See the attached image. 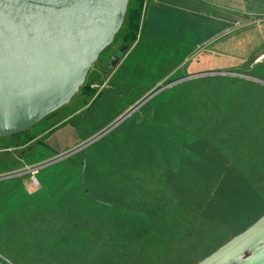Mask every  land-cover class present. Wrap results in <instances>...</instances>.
Listing matches in <instances>:
<instances>
[{"label": "crops", "instance_id": "1", "mask_svg": "<svg viewBox=\"0 0 264 264\" xmlns=\"http://www.w3.org/2000/svg\"><path fill=\"white\" fill-rule=\"evenodd\" d=\"M142 1L138 44L104 89L78 93L24 145L0 136V175L17 173L0 179V264H171L201 251L197 264L264 215V0ZM86 112L85 138L68 123ZM98 133L66 156L74 168L21 172L42 135L59 155Z\"/></svg>", "mask_w": 264, "mask_h": 264}, {"label": "water", "instance_id": "2", "mask_svg": "<svg viewBox=\"0 0 264 264\" xmlns=\"http://www.w3.org/2000/svg\"><path fill=\"white\" fill-rule=\"evenodd\" d=\"M127 1L0 0V136L30 127L70 100L88 66L112 42ZM124 48L112 55L109 66ZM100 133L37 167L66 157ZM197 264H264V215Z\"/></svg>", "mask_w": 264, "mask_h": 264}, {"label": "rangeland", "instance_id": "3", "mask_svg": "<svg viewBox=\"0 0 264 264\" xmlns=\"http://www.w3.org/2000/svg\"><path fill=\"white\" fill-rule=\"evenodd\" d=\"M119 46H121L119 44V41H117V40L113 41L109 45L107 50L105 49V51L101 52L99 54V57L97 58V60L88 66L87 71L85 73V76L88 75V73H91L92 71L98 70L100 73V76H99L100 80H104L103 82H105V80H107V77L109 76L108 75L109 71L112 68H114L113 66L115 65L114 64V65L110 66L109 68H106L105 67V64L107 61L106 59L109 55L116 53L118 51ZM124 49L126 50V48H124ZM125 50H123V51H125ZM120 59H122V57H120L119 60ZM73 98H74V96L71 98L72 102H74ZM110 106H112V105H110ZM117 107L123 108L122 110L127 108V106L125 104L121 105V106H117ZM90 113L91 112H86L84 114V120L73 115L70 119V122L68 123V125H71L74 128H76V127L79 128L80 132H83V134H84L83 136L85 138L88 135L87 132L90 131L92 128L91 125L86 120V118L90 117ZM98 113H100V115L98 116V120L101 121L100 124L106 125L113 120V119H111L110 116H108V114H109L108 111L102 110V111H98ZM132 117L133 116H130V117L128 116L127 120L129 121ZM51 122H52L51 118L39 120L36 123H34L33 125H31L30 127H28V129L26 131L28 132V134L29 133H33V134L39 133V132L45 130L46 126H48ZM82 125H83V129H82ZM58 131L59 130H57L54 135H56L58 133ZM52 133H54V132H51V134ZM42 136L43 137L41 138V140L39 142L32 145V150H28V152L25 153L24 157L22 158V163L36 164V163L45 161L46 159H49V158H52V157L58 155V154H54L55 151H53L54 150L53 146H49V145L45 146V141L47 139L46 138L47 135L44 134ZM6 141H10V139H7ZM89 145H91V143ZM6 155L9 156V155H11V153H4V158H7V157H5ZM5 161L8 163V161L6 159H5ZM71 166H72V164L68 160H58V161L50 163L49 165H46L43 168L39 169L37 171L38 173H37L36 177H37V179H40L42 177H48L51 174H58L60 170H67ZM179 251H180V249H179ZM202 254L203 253L201 251H195V253L188 254V257H186V259L185 258L184 259H178V260L172 262L171 264H187L188 261H190L192 259L201 258L203 256ZM178 255H181V254H178Z\"/></svg>", "mask_w": 264, "mask_h": 264}, {"label": "trees", "instance_id": "4", "mask_svg": "<svg viewBox=\"0 0 264 264\" xmlns=\"http://www.w3.org/2000/svg\"><path fill=\"white\" fill-rule=\"evenodd\" d=\"M142 3H143L142 0H128L127 1V5H126V9H125V12H124V15H123L122 23H121L118 31L115 33V35L113 37V40H112V42L115 41V40L119 41V44L120 45L126 46V48H127L126 50H128L129 47L131 45H133V47L131 48L130 52L137 46L138 41H139V38H140L139 18H140V13H141V10H142ZM109 45L106 46L101 52L105 51V49L107 50V48L109 47ZM99 54H98V57H99ZM102 81L103 80H100L99 76H95V74H92V72L91 73H88V75L85 76L82 85L78 87V89L76 91V94L73 95L74 96V98H73L74 102H75V96L78 93L79 94H81V93L84 94L83 96L85 97V102L91 96V94L93 95L94 93H96V95H97V93L100 92L102 89H104V87H102L100 90H97V88L91 87L90 85L91 84H98V85H100V84L103 83ZM167 82H169V81H167ZM71 98H70V101L69 102H72L71 101L72 100ZM74 102H72V103H74ZM64 107H65L64 105L61 106V107H59L58 109L54 110L53 112L45 115L40 120L50 119V118L54 117L61 109H64ZM59 121L60 120L58 119L57 121H55V123L56 122L58 123ZM26 130L27 129L9 135V136L14 135L15 138H14L13 141L5 144V146H9V147L19 146V145H24V144L28 143L29 141H31L35 137V134H33V133H29L28 134V132ZM18 136H20V137H18ZM63 160H68V161L71 162L72 166L69 169L74 168L75 165H76V160H75V157L74 156H72V157L71 156H68V157L64 158ZM82 194H83L84 197H88V195H86V193L84 191H83ZM3 202H4V200L0 199V204L3 203ZM83 213L89 214V212H87V211H84ZM1 230L2 231H6L7 230V226H4V227L2 226L1 227ZM143 241H144V239L143 238H140L138 240V244L142 243ZM4 261H6V260H4Z\"/></svg>", "mask_w": 264, "mask_h": 264}, {"label": "built area", "instance_id": "5", "mask_svg": "<svg viewBox=\"0 0 264 264\" xmlns=\"http://www.w3.org/2000/svg\"><path fill=\"white\" fill-rule=\"evenodd\" d=\"M104 84L105 83L103 82L100 85H98V84H92L90 86L95 87V88H97V90H99V89H101L104 86ZM37 166H39L38 163L37 164H34V165H31V166H28V167H25L24 169L21 170V172L34 173L36 171V169L40 168V167H37Z\"/></svg>", "mask_w": 264, "mask_h": 264}]
</instances>
